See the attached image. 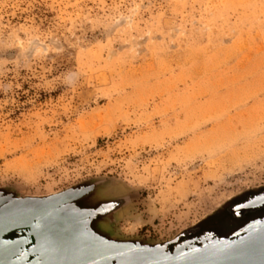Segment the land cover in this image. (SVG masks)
Wrapping results in <instances>:
<instances>
[{
  "label": "rangeland",
  "instance_id": "rangeland-1",
  "mask_svg": "<svg viewBox=\"0 0 264 264\" xmlns=\"http://www.w3.org/2000/svg\"><path fill=\"white\" fill-rule=\"evenodd\" d=\"M55 204L112 264H264V0H0V218Z\"/></svg>",
  "mask_w": 264,
  "mask_h": 264
},
{
  "label": "water",
  "instance_id": "water-1",
  "mask_svg": "<svg viewBox=\"0 0 264 264\" xmlns=\"http://www.w3.org/2000/svg\"><path fill=\"white\" fill-rule=\"evenodd\" d=\"M58 205L0 218V264H112L130 248L91 235L83 215L55 216Z\"/></svg>",
  "mask_w": 264,
  "mask_h": 264
}]
</instances>
